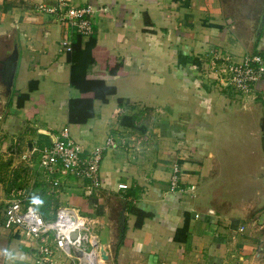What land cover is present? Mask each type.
<instances>
[{
  "label": "crops",
  "instance_id": "obj_1",
  "mask_svg": "<svg viewBox=\"0 0 264 264\" xmlns=\"http://www.w3.org/2000/svg\"><path fill=\"white\" fill-rule=\"evenodd\" d=\"M67 1L93 10L69 52V29L36 9L56 0H0V264H34V240L1 226L24 186L93 221L101 264H264V77L233 92L203 75L209 50L264 57V0ZM73 101L85 121H69ZM63 127L83 155L108 136L150 140L107 149L96 191L72 176L57 191L37 163Z\"/></svg>",
  "mask_w": 264,
  "mask_h": 264
},
{
  "label": "built area",
  "instance_id": "obj_2",
  "mask_svg": "<svg viewBox=\"0 0 264 264\" xmlns=\"http://www.w3.org/2000/svg\"><path fill=\"white\" fill-rule=\"evenodd\" d=\"M36 9L54 15L61 26L69 29L67 37L62 40L65 51L72 50L71 32L81 36L92 32L93 10L89 6L76 7L67 0H56L52 5L38 3ZM206 56L203 75L213 79L221 88L249 92L264 77V57L260 53H248L235 60L230 55L209 50ZM144 134L132 136L133 140L122 136L115 140L113 136H108L102 144L83 155L80 145L71 138L69 129L63 127L50 145L39 151L37 165L54 190L58 191L63 177L72 176L80 180L89 192H94L100 186L99 168L103 153L116 147L138 150L134 145L146 141ZM22 158L28 160L26 155ZM180 179L181 169L174 164L169 180L171 192L185 190L180 186ZM30 195L26 186L11 191L3 210L1 226L6 230L17 227L34 240V264H101L100 242L93 221L72 206H59L51 217L44 216L34 204L27 202ZM73 232H76L75 238L71 236ZM76 251L81 254L77 255ZM62 256L65 259L57 262L56 258Z\"/></svg>",
  "mask_w": 264,
  "mask_h": 264
},
{
  "label": "trees",
  "instance_id": "obj_3",
  "mask_svg": "<svg viewBox=\"0 0 264 264\" xmlns=\"http://www.w3.org/2000/svg\"><path fill=\"white\" fill-rule=\"evenodd\" d=\"M118 66H119V64H117V65H115L114 67H112L111 68V71L112 72H115L117 69H118ZM24 98H27V95H23V96H21V99H24ZM72 104H71V108H70V110H69V114H68V118H69V121L70 122H83V121H85V119H86V117H81V114H79V112H78V107L76 106V101H73V102H71ZM87 116H89V115H87ZM0 168H1V166H0ZM1 171V170H0ZM0 181H1V179H0ZM44 197L45 198H47L46 196H45V194L43 193V192H41V193H38V194H36L35 196H33V197H29L28 198V203H32V204H34L35 205V207L38 209V210H40V212L44 215V216H48V207H46V208H44L42 205V200L44 199ZM135 212L138 214V215H140V211H138V210H136L135 209ZM121 234H120V238H119V242H122V240H121Z\"/></svg>",
  "mask_w": 264,
  "mask_h": 264
},
{
  "label": "rangeland",
  "instance_id": "obj_4",
  "mask_svg": "<svg viewBox=\"0 0 264 264\" xmlns=\"http://www.w3.org/2000/svg\"><path fill=\"white\" fill-rule=\"evenodd\" d=\"M132 136H134V134L132 135ZM135 136L137 137L138 135L137 134H135ZM142 136V135H141ZM144 136V138L143 139H145L147 142L150 140L149 138V135L148 134H144L143 135ZM140 137V136H139ZM130 139H132L131 137H129ZM133 140V139H132ZM0 142H1V140H0ZM18 144H19V139H17L15 142H14V145H15V147L17 148V149H19L18 147ZM144 143H141V144H138L137 145V147L138 148H140L142 145H143ZM147 144V143H146ZM26 149V147H24V145H23V148H21V150H25ZM1 153V152H0ZM9 158H11V157H9ZM8 158V159H9ZM9 164H10V162L8 161V162H6V161H4V160H1L0 159V166H1V168H0V175H2V172H4L6 169H7V167L9 166ZM27 181V180H26ZM21 182H24V181H21ZM42 206L44 207V208H46V207H48V209L50 208V206L48 205L49 204V202H48V200L44 197V199L42 200ZM50 205H51V203H50ZM2 206H3V201H1L0 202V211H1V209H2ZM48 215H49V217H51L53 214H54V212H55V209H53V208H51V209H49L48 210ZM253 264H255V263H253ZM260 264V263H259Z\"/></svg>",
  "mask_w": 264,
  "mask_h": 264
},
{
  "label": "water",
  "instance_id": "obj_5",
  "mask_svg": "<svg viewBox=\"0 0 264 264\" xmlns=\"http://www.w3.org/2000/svg\"><path fill=\"white\" fill-rule=\"evenodd\" d=\"M258 27H259V25H258ZM10 80H11V79H10V77H9L8 85H10V84H9ZM259 128H260V131H261L262 147H263V150H264V115H262V116L260 117V119H259ZM29 147H31V145H29ZM71 236H72V238H75V237H76V232H73V233L71 234ZM99 252H100V257H101V259L106 260V259L108 258V255H107V253H106V250H105L103 244H100V246H99ZM76 254H77V255H80L81 252H80V251H76Z\"/></svg>",
  "mask_w": 264,
  "mask_h": 264
}]
</instances>
